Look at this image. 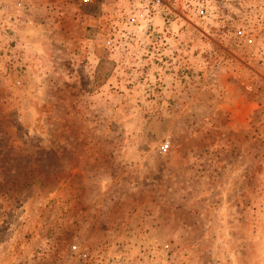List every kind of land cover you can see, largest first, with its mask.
I'll use <instances>...</instances> for the list:
<instances>
[{"label":"rangeland","instance_id":"obj_1","mask_svg":"<svg viewBox=\"0 0 264 264\" xmlns=\"http://www.w3.org/2000/svg\"><path fill=\"white\" fill-rule=\"evenodd\" d=\"M0 264H264V0H0Z\"/></svg>","mask_w":264,"mask_h":264},{"label":"built area","instance_id":"obj_2","mask_svg":"<svg viewBox=\"0 0 264 264\" xmlns=\"http://www.w3.org/2000/svg\"><path fill=\"white\" fill-rule=\"evenodd\" d=\"M238 34H239V35H242V31H239ZM249 41H251V40H249ZM161 147H162V150H163V151H166V150L168 149V144H164V145L161 146Z\"/></svg>","mask_w":264,"mask_h":264}]
</instances>
